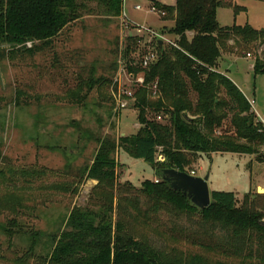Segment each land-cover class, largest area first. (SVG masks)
Wrapping results in <instances>:
<instances>
[{
  "label": "rangeland",
  "instance_id": "rangeland-1",
  "mask_svg": "<svg viewBox=\"0 0 264 264\" xmlns=\"http://www.w3.org/2000/svg\"><path fill=\"white\" fill-rule=\"evenodd\" d=\"M154 1L162 6L174 2ZM223 1L232 6L217 9L221 28L248 25L264 31V0ZM123 2L119 18L107 17L96 2L85 3L81 18L51 41L28 43L16 47V52L0 46V264H44L74 208L107 213L113 225H122L126 237L152 249L161 262L192 264L195 257L203 264L224 261L201 245L207 238L197 231L196 216L142 192L145 181H160L144 162L114 149L109 157L116 164L115 189L96 188L97 182L86 179L84 172L103 142L135 136L140 130L136 105L144 95L137 93L138 86L129 77L127 60L139 62L149 52L156 62L159 42L164 49L176 43L168 33L172 18L152 12V2ZM235 7L244 11L235 14ZM138 28L148 32L138 34ZM259 43L228 41L217 70L264 118V76L252 72L256 57L264 56ZM147 88L145 98L154 103L157 92L152 97L151 86ZM122 90L133 97L121 98ZM190 98L194 100L193 93ZM117 101L126 102V108H119ZM146 113L148 119H157L153 111ZM159 117L160 123L169 125V117ZM230 119L211 136L234 137ZM184 155L185 172L208 176L210 193H233L237 207L249 194L263 210L264 145L254 155ZM157 162L165 159L158 156Z\"/></svg>",
  "mask_w": 264,
  "mask_h": 264
},
{
  "label": "trees",
  "instance_id": "trees-1",
  "mask_svg": "<svg viewBox=\"0 0 264 264\" xmlns=\"http://www.w3.org/2000/svg\"><path fill=\"white\" fill-rule=\"evenodd\" d=\"M92 2L102 6L107 17L123 15V0H0V46L8 45L16 52V47L28 43L51 41L81 18L87 9L85 3ZM152 3L172 18L174 26L168 33L176 38V43L167 49L157 44L158 59L147 69L132 66L134 61L127 60L128 73L144 79L137 91L144 95L136 105L140 130L135 136L103 142L94 162L84 172L86 179L97 182L96 188L115 189L116 164L109 155L114 149H121L150 166L159 178L156 184H142L146 196L198 218L197 231L207 238V244L201 245L219 253L224 260L215 264H264V206L263 210L258 209L247 194L237 207L233 193L213 191L210 206L200 210L161 179L163 170L185 172V152L254 155L264 145V131L255 124L245 96L217 70L223 60L221 50L226 49L228 41H254L264 47V31L248 25L221 28L216 11L232 6L223 0H175L173 6ZM240 11L244 10L235 7V14ZM252 72L254 76H264V56L256 57ZM154 83L158 99L149 104L145 98L147 87ZM147 110L153 111L156 118L160 114L169 117V125L148 119ZM187 114L198 118L189 119ZM228 116L234 137L213 138V130ZM158 156L165 163H158ZM195 258L192 264H203L202 259ZM161 259L141 242L126 237L122 225H113L107 213L74 208L44 264H169Z\"/></svg>",
  "mask_w": 264,
  "mask_h": 264
},
{
  "label": "water",
  "instance_id": "water-1",
  "mask_svg": "<svg viewBox=\"0 0 264 264\" xmlns=\"http://www.w3.org/2000/svg\"><path fill=\"white\" fill-rule=\"evenodd\" d=\"M149 1L153 2L154 0ZM159 46L161 47V42H159ZM161 179L168 183L173 191L182 193L196 208L203 210L210 206L211 194L207 185L208 176L195 177L186 172L168 169L162 171Z\"/></svg>",
  "mask_w": 264,
  "mask_h": 264
},
{
  "label": "built area",
  "instance_id": "built-area-1",
  "mask_svg": "<svg viewBox=\"0 0 264 264\" xmlns=\"http://www.w3.org/2000/svg\"><path fill=\"white\" fill-rule=\"evenodd\" d=\"M136 10H139V7L136 8ZM151 11L154 12V13H157L159 14L160 16H164L165 13L158 10L156 7H153L151 8ZM142 32H148L147 29H144V28H138L137 30V33L140 34ZM249 57V55H248ZM154 55L152 53H147L145 54L144 56L141 57V59L139 60V62H133L132 63V66H141L143 69H147L150 65H152L153 63H155V59H154ZM129 77L131 79H133L135 82H136V85L138 87H141L144 83V79H143V76H138L137 78H134L133 76H131L129 74ZM151 91H152V97L156 95V92H157V85L156 83H154L152 86H151ZM119 95H122V97H124L125 99H131L133 97V94L130 93V92H126L124 90H122L120 92ZM246 98V97H245ZM247 102L249 103V106H250V109H251V112L255 114V124L259 125L261 127V131H264V118H260L258 117V115L256 114V112L254 111V103L250 100H248L246 98ZM117 106L121 109H125L126 108V105L127 103L126 102H123V101H117ZM160 117H157V120L160 121ZM191 175L194 176V173H191Z\"/></svg>",
  "mask_w": 264,
  "mask_h": 264
},
{
  "label": "crops",
  "instance_id": "crops-1",
  "mask_svg": "<svg viewBox=\"0 0 264 264\" xmlns=\"http://www.w3.org/2000/svg\"><path fill=\"white\" fill-rule=\"evenodd\" d=\"M174 2H175V0H174ZM174 2L172 3V5H170V6H173L174 5ZM124 3V2H123ZM164 5V4H163ZM165 6V5H164ZM196 177H200V176H196Z\"/></svg>",
  "mask_w": 264,
  "mask_h": 264
},
{
  "label": "bare ground",
  "instance_id": "bare-ground-1",
  "mask_svg": "<svg viewBox=\"0 0 264 264\" xmlns=\"http://www.w3.org/2000/svg\"><path fill=\"white\" fill-rule=\"evenodd\" d=\"M260 192H263V191L260 190Z\"/></svg>",
  "mask_w": 264,
  "mask_h": 264
}]
</instances>
